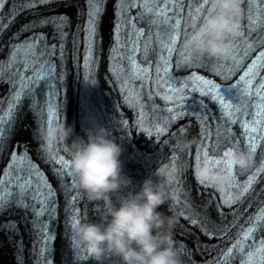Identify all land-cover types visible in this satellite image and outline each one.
Returning <instances> with one entry per match:
<instances>
[{
	"label": "clouds",
	"instance_id": "obj_1",
	"mask_svg": "<svg viewBox=\"0 0 264 264\" xmlns=\"http://www.w3.org/2000/svg\"><path fill=\"white\" fill-rule=\"evenodd\" d=\"M241 0H207V12L198 23H190L188 46L201 56L231 59L239 45L251 47L240 32ZM233 37L238 38L232 39ZM46 149H62L67 154V174L73 187L93 206L96 219L74 220L70 224L74 239L95 264H183L182 253L171 239L176 216L158 211L169 199L166 187L175 185L171 170L158 169L157 181L145 178L139 191L123 194L131 184L124 173L121 145L109 138L104 127L85 130L84 136L64 120L47 126L40 134ZM195 139H181L176 147L187 150ZM251 151H234L228 158L233 167L252 163ZM217 178L219 173H215ZM193 176L208 181L214 176L207 161L193 168ZM116 195L114 202L113 195Z\"/></svg>",
	"mask_w": 264,
	"mask_h": 264
},
{
	"label": "snow or ice",
	"instance_id": "obj_2",
	"mask_svg": "<svg viewBox=\"0 0 264 264\" xmlns=\"http://www.w3.org/2000/svg\"><path fill=\"white\" fill-rule=\"evenodd\" d=\"M52 0H25L23 7H36L40 4L50 3ZM89 5V20L88 26L85 29L87 36H86V47H85V61L92 60V46H93V37L96 35L97 32V24L99 15L101 12V7L99 4V0H86ZM123 3V0H118V7L119 4ZM191 3L196 5L194 9L191 11L193 14L190 16V19L193 22L199 21L201 18V14L207 12V0H191ZM255 4L257 5L255 9V19L259 20L262 16H264V0H241V4ZM129 10L133 7L138 9L137 19L141 16L146 15L147 13H152L157 19L152 20V27H150L147 32L151 33L152 28H156L157 31L163 30L167 32L169 29H172V35L169 36L168 44L163 48L160 54V60L157 63V73L159 74L161 69L159 67L160 64H167L168 61L164 58V52H168L169 54L175 51V44L179 36V29L181 25V17L180 12L183 10V7L186 4V0H127ZM152 4L155 5L154 8H145L143 5ZM163 5V7H160ZM169 5L172 7L169 8ZM4 6V0H0V8ZM242 11V9H241ZM171 13V15L169 14ZM124 12H121L123 15ZM14 19V18H13ZM66 21V16L60 17H51V18H43L38 22H32L30 26H25V30H28L29 27H36V26H44L46 24L52 23L54 27L61 29L59 31V35L61 37V44L58 46L56 44L47 45L44 44L43 49L41 48V42L46 40L44 33H33V35L27 38L25 41L21 42L20 44L14 46L13 52L11 54V62L8 65V70L14 72L15 76L18 77V82L20 84L19 89H17L11 99L12 101L19 102L20 97L23 95L24 89L26 87H32L35 84H38L42 81H46L51 79L52 75V63L49 53V48L52 50L51 54H55V50L57 47L63 49V38L67 35L62 31L61 25H57L56 21ZM130 26L135 29L133 34H139L141 38L146 36L145 30L141 28H135L134 22L132 19L128 20ZM255 23V20L253 21ZM8 27L7 24L0 23V33L4 29ZM122 27L121 24L116 25V30H119ZM245 31L240 24V32L238 35H244ZM233 37L232 39H235ZM149 43H152L151 35L147 36ZM163 42V41H161ZM186 45L188 43L186 41ZM119 47V41H117V45L114 46L113 51L117 50ZM139 48V42H135L132 48V54L128 57L131 61L134 70L138 69V71H134V75L137 79L141 80V87H143V79L140 77V72H148V69L141 68L140 65L136 61L135 53ZM147 45L145 47V51H147ZM234 52L236 49L233 50ZM19 54V56H17ZM248 59L247 55L240 56L238 53L235 57H233V65L236 69V72H242V75H239V79L235 83H231L230 79L232 75H235L236 72H233L232 66L229 67L230 75L221 76L223 83H217L213 80L205 79L202 76L195 75L191 77L192 80L203 84L206 86V91L204 89H199L202 95H209L213 100H218L219 103L224 108H231L232 105L226 103V96L224 94V86L227 84L231 89L240 90L242 91L243 95L248 96L249 98L255 96L256 103L255 108L256 111L254 113L253 119L251 121H246L243 124V128L245 133L248 137V144L251 151L255 152L257 149V142L264 138V73L260 70L264 69V51H259L258 54L255 55V58L251 60L250 63L245 64V61ZM191 60V56H185L184 61L188 62ZM144 63H147L145 60ZM151 67V66H149ZM3 67L0 66V75L3 74ZM165 76L167 75L168 68L165 67L162 69ZM214 75H220V73H214ZM2 82V81H0ZM242 86V88H241ZM230 100V99H228ZM15 107L14 103L9 104V111H11ZM2 109H0V113H2ZM239 111V109H237ZM231 115V113H228ZM249 115H253L251 112ZM3 115L0 114V124L3 123ZM55 112L53 108H49V120L48 126H51L55 121ZM233 122H238L237 120H233ZM2 131V128H0ZM155 131L157 134H162L165 129L163 126L156 127ZM180 131H186L185 129H181ZM253 133H258L257 135H252ZM179 134V133H178ZM43 148V146H42ZM51 146L48 148L49 153H51ZM236 151L234 148H229L227 151L223 152V158L216 159L214 158L209 151L208 145L202 143L198 147V152L196 155V163L201 162V157H203V161H207L213 171L218 168L221 164H224L227 169V177L234 179L233 177V166L229 163L228 158L232 155V152ZM178 155V154H177ZM13 163L9 166L7 170L4 172V176H11L12 168L15 166V162L17 160L23 162L28 158V151L25 148V151L17 156L16 152L12 153ZM50 160L55 161L56 163L61 164V166L67 170L68 164L67 159L64 155L60 152L51 153L49 156ZM29 164L31 166V161L29 159ZM173 173L177 172L176 167V159L175 157L173 160L170 161V165L167 166ZM17 175L12 183H14L15 188L19 190V192L24 193V197L16 202L17 207H23L25 210H34V215L39 218L46 214L48 209L54 206L53 197L55 196L54 190L48 186L47 189L36 185L34 188L33 183V176H35L38 180L40 179L38 175V170L32 169L30 174L27 177L20 175L23 171L22 167L18 168ZM261 172H264V167L260 169ZM4 176H0V205L4 204L3 200V187L4 186ZM215 180L216 178L213 176L211 178ZM203 184L205 181H199ZM256 182L255 176H250L249 179L243 184H239L238 182L235 184L230 185L231 187H236L238 192L233 195L228 193L224 196V203L226 205H231L232 203L237 202L240 198H242L245 194L251 191L253 184ZM29 192H33V195L29 197L27 194ZM79 197V192H76L75 195L71 199V203L74 205ZM31 199L33 204L39 205L38 209H29L28 204L26 203L27 200ZM177 204L180 203V198L177 197ZM74 220H81L79 216V210L74 209L73 215L71 217V222ZM196 220H193L192 223H196ZM35 227V225H34ZM258 230H264V206H261L254 217L250 218L249 226L242 229L241 236L233 243L232 247L227 250V253L218 258L214 261V264H228V257H230L235 250H239L241 253V264H249V262L253 260L261 261V264H264V239H260L258 242H254L253 244H248L247 241L253 239L254 233ZM207 234V233H206ZM51 242V237L49 235L47 225H44V228L41 232V257H43L44 252L47 251V245ZM41 264H45L42 260ZM46 264H52L51 260H47Z\"/></svg>",
	"mask_w": 264,
	"mask_h": 264
},
{
	"label": "bare ground",
	"instance_id": "obj_3",
	"mask_svg": "<svg viewBox=\"0 0 264 264\" xmlns=\"http://www.w3.org/2000/svg\"><path fill=\"white\" fill-rule=\"evenodd\" d=\"M11 3H14V1L11 0ZM111 7H112V4H110V6L107 8L106 10L107 12H105L102 22L105 21V18L107 17ZM220 60H222V58H219L217 62H220ZM220 68H219V73H221L222 71ZM195 212L198 215L199 219L206 222L207 224H210L212 226L216 223L215 213L212 207H205L202 205H197L195 206ZM5 247H6V243L4 242V239L0 240V252L2 253L5 252V249H4ZM1 263L4 264V260H1Z\"/></svg>",
	"mask_w": 264,
	"mask_h": 264
}]
</instances>
